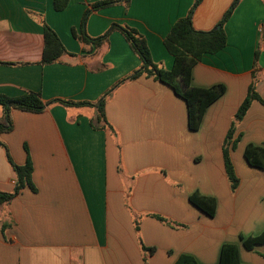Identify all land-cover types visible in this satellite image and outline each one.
<instances>
[{
    "label": "crops",
    "instance_id": "0c3cea01",
    "mask_svg": "<svg viewBox=\"0 0 264 264\" xmlns=\"http://www.w3.org/2000/svg\"><path fill=\"white\" fill-rule=\"evenodd\" d=\"M98 1L70 0L56 11L54 0H0V96L33 92L46 103L39 113L12 109V129L0 134L15 164L24 165L30 155L36 188L26 187L0 206V264H174L183 254L199 264H219L225 244L238 246L241 262L264 264V245L249 251L240 240L264 231V170L244 157L247 145L264 147V104L254 101L235 125V191L223 152L258 49L256 92L264 101V0H240L224 25L226 47L193 68V86L226 88L196 132L189 129L186 102L145 75L106 98L107 123L98 120L96 106L57 101L95 103L141 66L119 32L98 51L73 36ZM234 1L202 0L192 16L194 29H216ZM193 2L129 0L128 7L93 12L86 32L95 38L115 23L135 28L153 62L170 69L174 59L164 40ZM42 22L69 53L59 63L39 64ZM15 187L16 173L0 145V192ZM197 191L216 199L214 217L190 202Z\"/></svg>",
    "mask_w": 264,
    "mask_h": 264
},
{
    "label": "trees",
    "instance_id": "16d2710c",
    "mask_svg": "<svg viewBox=\"0 0 264 264\" xmlns=\"http://www.w3.org/2000/svg\"><path fill=\"white\" fill-rule=\"evenodd\" d=\"M70 0H54V9L56 11H63L69 5ZM188 15L179 19L172 26L170 32L164 40L165 47L169 54L173 57V65L170 69H165L153 62L147 40L135 28L112 24L111 27L99 37H90L86 32V25L89 16L100 9L124 4L129 5V0H103L92 3L84 12L81 20L80 32L73 28V36L84 46H90L95 50H101L105 44L108 43L112 32H119L123 35L132 51L138 56L141 61V66L127 77L120 80L110 90H108L97 102H74L57 100L58 102L67 106H96L98 112V120L107 123L105 105L106 98L119 85L134 80L143 75L152 77L170 86L175 93L181 97L187 104L188 126L193 132L200 129L203 117L207 109L217 101L226 91L225 86L215 85L210 88H199L192 85L193 68L202 61L205 55H214L222 51L227 45V36L224 31V25L230 19L234 9L240 2L235 0L230 9L226 12L224 17L219 22L220 28L211 31H197L193 27L192 16L196 8L202 0H193ZM44 49L40 65L46 66L54 63H59L62 58L69 55L63 43L61 42L57 33L46 23L42 22ZM259 55L258 49L255 53L254 67L252 72V81L248 89V93L241 106L239 107L231 128L227 134L224 144V162L228 178L231 182V188L236 190L238 179L235 168L230 157V151L235 150L239 139H233L235 132V125L241 121L249 111L254 101H259L264 104L262 98L256 92V83L259 79ZM13 65V64H11ZM0 105L3 108V116L0 119V134L9 132L12 129L13 123L10 118L12 109L20 111L39 113L43 111L46 103L43 102L39 93L28 92L18 97L0 96ZM0 145L7 151V156L10 164L16 173V187L13 193L0 192V206L13 200L20 191L26 187L32 191H36L33 183V163L28 154L26 163L24 165L15 164L9 154L5 144L0 141ZM26 151L28 149L26 148ZM244 157L251 167L264 170V147L249 144L244 151ZM190 202L200 211L209 217H214L217 210V201L214 197L205 196L201 193L194 192L189 196ZM157 219L166 222L163 217L156 216ZM240 240L246 250L255 251L258 246L264 245V231L256 236L240 237ZM174 264H199L197 260L191 255H180ZM219 264H245L241 262L239 257V248L235 244L223 245L220 253Z\"/></svg>",
    "mask_w": 264,
    "mask_h": 264
},
{
    "label": "water",
    "instance_id": "95a60500",
    "mask_svg": "<svg viewBox=\"0 0 264 264\" xmlns=\"http://www.w3.org/2000/svg\"><path fill=\"white\" fill-rule=\"evenodd\" d=\"M217 28L219 29L220 27L218 26Z\"/></svg>",
    "mask_w": 264,
    "mask_h": 264
}]
</instances>
